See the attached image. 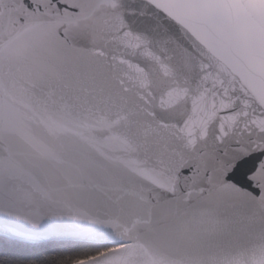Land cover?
Returning a JSON list of instances; mask_svg holds the SVG:
<instances>
[{
    "label": "snow or ice",
    "instance_id": "1",
    "mask_svg": "<svg viewBox=\"0 0 264 264\" xmlns=\"http://www.w3.org/2000/svg\"><path fill=\"white\" fill-rule=\"evenodd\" d=\"M0 264H264V0H0Z\"/></svg>",
    "mask_w": 264,
    "mask_h": 264
},
{
    "label": "trees",
    "instance_id": "2",
    "mask_svg": "<svg viewBox=\"0 0 264 264\" xmlns=\"http://www.w3.org/2000/svg\"><path fill=\"white\" fill-rule=\"evenodd\" d=\"M45 247H47V246H45ZM48 254H54V253L49 249Z\"/></svg>",
    "mask_w": 264,
    "mask_h": 264
}]
</instances>
